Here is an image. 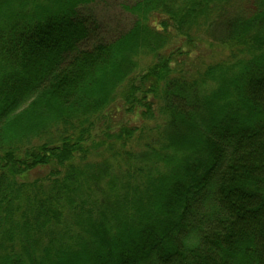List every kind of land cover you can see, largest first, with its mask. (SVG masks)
<instances>
[{
    "label": "trees",
    "instance_id": "obj_1",
    "mask_svg": "<svg viewBox=\"0 0 264 264\" xmlns=\"http://www.w3.org/2000/svg\"><path fill=\"white\" fill-rule=\"evenodd\" d=\"M91 1L0 0V264H264V0Z\"/></svg>",
    "mask_w": 264,
    "mask_h": 264
},
{
    "label": "rangeland",
    "instance_id": "obj_2",
    "mask_svg": "<svg viewBox=\"0 0 264 264\" xmlns=\"http://www.w3.org/2000/svg\"><path fill=\"white\" fill-rule=\"evenodd\" d=\"M132 0H93L90 3L83 4L79 6V11L81 14L86 15L89 19H93L90 22V35L89 38L86 39L81 46L89 47L94 42L98 41V39L110 41L117 37L119 34L127 31L134 19L135 16L128 12L125 8V4H129ZM180 41V38H177V42ZM209 45L205 46V49L200 51H195L189 54L186 59L194 60L196 62V54L200 53V57L204 56L205 51L209 53ZM209 57V54H208ZM212 59V58H211ZM147 61V58L144 60ZM188 62V60H186ZM111 114V120L108 125H111V131L118 129L121 124H127L128 126L133 125H141L143 120L140 118V114L138 111L135 113H125L122 110H116L113 108L109 111ZM146 121V127L153 126L156 122H160L161 120L158 118L151 119V121ZM103 126H106L104 124ZM101 125L99 129H97L94 133L96 135L99 130H104ZM98 128V127H97ZM110 131V132H111ZM49 171L48 168H40L36 171L32 170L29 172L30 178H33V175L38 172L45 174Z\"/></svg>",
    "mask_w": 264,
    "mask_h": 264
}]
</instances>
